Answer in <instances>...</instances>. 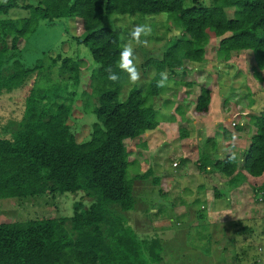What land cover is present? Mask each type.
Returning <instances> with one entry per match:
<instances>
[{
  "label": "trees",
  "instance_id": "1",
  "mask_svg": "<svg viewBox=\"0 0 264 264\" xmlns=\"http://www.w3.org/2000/svg\"><path fill=\"white\" fill-rule=\"evenodd\" d=\"M13 10L25 13L24 17L13 19ZM225 10L233 11L232 18ZM162 14L183 36L161 58L150 56L145 60L143 66L154 70L153 77L144 87H133L121 100L126 70L122 65L121 31L116 23L125 16L134 23ZM62 20L81 25L83 35L73 40L88 49L89 69H82L78 57L72 60L62 52L50 56L53 50L41 53V59L32 66H25L22 54L39 22L52 25ZM208 34L219 39L218 60L227 62L233 53L251 52L253 77L264 87V0H212L209 7L194 0L0 3V96L22 88L30 78L35 86L37 77L32 76L39 75L46 59L48 69L59 68L60 75L67 79L49 90H30L18 130L9 138H0V201L75 193L91 199L87 204L76 201L70 217L0 223V264L162 263L161 241L139 239L122 217V213L133 212L136 205L134 180L126 179L131 163L125 142L159 127V106L161 110L172 105L171 101H161L167 91L178 89L179 84L192 88L193 82L176 79L187 75V64L203 62ZM21 40L24 47L19 49ZM83 82H90V95L80 90ZM198 87L201 94L193 114L202 117L208 111L212 93L209 84L201 82ZM78 100L83 101V115L92 120L87 138L80 143L68 124ZM176 113L180 116V109ZM250 120L255 134L241 164L234 153L223 160H212L208 145L212 149L215 146L207 140L200 154V170L211 167L228 179L231 188H236L242 173L254 179L264 177V111ZM188 135L184 130L179 133ZM150 175L148 171L145 176ZM152 183L156 185L157 179L153 178ZM259 189L264 200V187Z\"/></svg>",
  "mask_w": 264,
  "mask_h": 264
},
{
  "label": "rangeland",
  "instance_id": "2",
  "mask_svg": "<svg viewBox=\"0 0 264 264\" xmlns=\"http://www.w3.org/2000/svg\"><path fill=\"white\" fill-rule=\"evenodd\" d=\"M194 1L203 7L212 3V0ZM225 12L232 18V10ZM10 13L13 19L25 15L18 10ZM167 17L166 14L150 15L132 23V18L125 16L117 21L123 44L122 65L126 70L121 100L133 87L142 88L153 77L154 70L143 66L145 60L150 56L161 58L182 38L180 29L167 22ZM82 35L79 22L62 20L50 25L40 21L22 54L23 64L32 66L41 59V53L53 50L52 57L62 52L72 60L80 58L82 69L87 70L90 53L73 40L74 36ZM218 43L219 39L208 34L203 62L187 64V75L176 77L177 82H193L192 88L179 84L178 89L167 91L161 97V101H171L172 105L161 110L159 106L156 115L159 127L139 139L125 142L131 163L126 179L134 180L136 205L133 212L122 213V217L139 239L161 241L163 261L160 264H264V200L259 189L264 187V177L254 179L242 173L236 188H231L228 179L211 167L200 170V154L207 140L215 146L212 149L208 145L212 160H223L227 154L234 153L241 164L255 134L250 119L264 111V87L253 77L252 53H233L229 61L223 62L216 57ZM18 47H24L23 40ZM32 77H37L35 86L30 78L22 88L0 96L1 139L9 138L18 130L30 90L45 91L67 81L59 68L48 69L47 59L39 75ZM196 81L209 84L212 93L206 116L202 117L193 114V107L184 98L188 93V99L194 101L200 96ZM89 83L83 82L80 86L87 95L91 94ZM82 106L83 101L78 100L68 122L78 143L87 138L88 123L92 121L83 115ZM179 109L180 116L176 113ZM182 130L189 135L179 136ZM148 171L152 175L147 178ZM153 178L157 179L156 185L152 183ZM76 201L87 204L91 199L75 193L0 201V223L70 217ZM199 214L202 219L198 218ZM244 230L247 232L243 233Z\"/></svg>",
  "mask_w": 264,
  "mask_h": 264
},
{
  "label": "crops",
  "instance_id": "3",
  "mask_svg": "<svg viewBox=\"0 0 264 264\" xmlns=\"http://www.w3.org/2000/svg\"><path fill=\"white\" fill-rule=\"evenodd\" d=\"M193 87V86H192ZM199 89H200V87H199ZM189 94V93H188ZM188 94H185L184 96H185V101H187L188 100V106L190 107H193L194 108V106L196 105V102H197V99L194 101L192 98H189L188 99V97H189V95ZM194 103V104H193ZM181 115H182V113H181ZM206 116V115H205Z\"/></svg>",
  "mask_w": 264,
  "mask_h": 264
},
{
  "label": "built area",
  "instance_id": "4",
  "mask_svg": "<svg viewBox=\"0 0 264 264\" xmlns=\"http://www.w3.org/2000/svg\"><path fill=\"white\" fill-rule=\"evenodd\" d=\"M174 167H177V165L174 164Z\"/></svg>",
  "mask_w": 264,
  "mask_h": 264
}]
</instances>
